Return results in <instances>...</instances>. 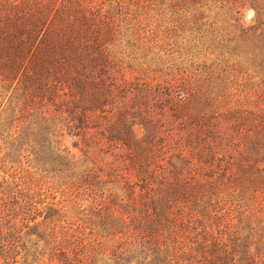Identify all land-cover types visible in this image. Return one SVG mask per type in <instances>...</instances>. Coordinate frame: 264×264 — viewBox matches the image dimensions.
I'll return each mask as SVG.
<instances>
[{
    "label": "trees",
    "instance_id": "1",
    "mask_svg": "<svg viewBox=\"0 0 264 264\" xmlns=\"http://www.w3.org/2000/svg\"><path fill=\"white\" fill-rule=\"evenodd\" d=\"M0 264H264V0H0Z\"/></svg>",
    "mask_w": 264,
    "mask_h": 264
},
{
    "label": "rangeland",
    "instance_id": "2",
    "mask_svg": "<svg viewBox=\"0 0 264 264\" xmlns=\"http://www.w3.org/2000/svg\"><path fill=\"white\" fill-rule=\"evenodd\" d=\"M244 15H245V19L247 20V21H251V19L253 18V16H254V14H255V10H254V8L252 7V6H247L245 9H244ZM136 131H137V133L139 134V135H141V128L140 127H136ZM75 140L76 139H74V138H71V137H65V139L63 138V144H65L70 150H71V152L73 153V154H75L77 157H82V155H81V152H80V150H79V147H81L80 145H79V147H74V142H75ZM9 168V163H7L4 167H3V169H8ZM1 174H2V172H1ZM57 183V182H56ZM59 185H56L55 187H56V190L57 189H59V188H57ZM57 194V199H60L61 198V194H60V192H57L56 193Z\"/></svg>",
    "mask_w": 264,
    "mask_h": 264
}]
</instances>
